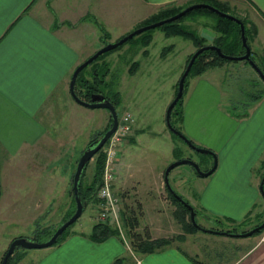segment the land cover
<instances>
[{
    "label": "crops",
    "instance_id": "obj_1",
    "mask_svg": "<svg viewBox=\"0 0 264 264\" xmlns=\"http://www.w3.org/2000/svg\"><path fill=\"white\" fill-rule=\"evenodd\" d=\"M193 1L0 0V152L3 163L11 164L14 169L11 173H21L27 165L34 163L36 155L47 157L52 150L49 134L75 133L80 129V117H86L87 109L93 108L73 99L70 92L72 75L80 63L104 46L105 34L108 42H114L143 25L162 8L187 6ZM223 1L250 13L249 23L257 32L250 40L251 48L262 62L264 0ZM204 36L208 44L215 39L212 34ZM243 61L241 68L246 69L249 62ZM224 67L217 66L194 75L193 84H190L182 103L179 126L194 141L215 151L219 166L225 165L227 173L231 174L233 164L240 161L243 164L242 156L245 163H264V87L261 92L248 91L247 94L254 99L248 111L234 113L224 109L221 106L222 88L214 83V76ZM252 80L253 84H259L255 77ZM109 120L106 119V124ZM192 123L194 134L188 131ZM231 123L235 125L232 130L229 129ZM225 125L226 129H223ZM218 137L222 143L213 144ZM58 155L63 156L60 151ZM227 173L217 178L212 175L211 183L205 185L194 204L191 203L202 211L203 222L198 224L204 228L189 233L193 234L192 241H196L192 244L194 254L180 246L184 240H175L151 253L135 252L121 235L94 241L90 237L93 223L85 229H75L60 244L54 245L41 264H114L120 258L122 264H222L225 254L209 248L214 242L234 246L237 253H232L233 259L228 264H264V235L254 241H238L236 238L248 236L208 231H218L217 228L224 227L225 223H246L248 217L261 220L264 215L259 189L261 180L257 179L261 175ZM159 178L158 175L153 182L145 178L139 181L149 186L147 192L151 195L156 190L161 192L166 185ZM0 188V212L12 211L13 206L18 205L19 186L12 182L11 175H0ZM157 204L161 206L162 203ZM143 207L145 209L144 204ZM14 209L17 212V206ZM215 217L229 218L234 222H219ZM256 226L251 224L243 232Z\"/></svg>",
    "mask_w": 264,
    "mask_h": 264
},
{
    "label": "rangeland",
    "instance_id": "obj_2",
    "mask_svg": "<svg viewBox=\"0 0 264 264\" xmlns=\"http://www.w3.org/2000/svg\"><path fill=\"white\" fill-rule=\"evenodd\" d=\"M221 1L229 5L226 4L228 13L239 18H245L249 26L255 28L252 23H249V12L240 6L237 7V5L234 6L227 1ZM215 18L212 15L194 16V14H191L181 20L180 24L186 30L196 31L204 37L205 44H208V40L204 35L212 34L215 38L218 36V32L213 29ZM146 32L149 34L144 37L140 36ZM146 32L133 37L96 61L100 72L97 79L100 82L99 85L106 82L108 85H104L102 89L113 101H119L116 106L119 118L125 113H131L134 118L132 130L129 136L124 139L120 147V154L117 155L115 170L118 178L114 184V191L121 197L120 209H127L128 207L130 212L127 216L138 219L136 229L140 233L144 236L148 234L151 240L171 239L172 242L177 240V236L184 235L182 239L184 241L180 243V246L194 254L192 244L196 241H192L193 234H189L192 232L185 231L182 224L178 222L175 216V211L178 208L169 197L165 184L161 192L156 190V192H153L154 194L149 195L147 192L149 186L144 181H142L144 183L142 185L139 180L145 178L146 180L149 179L148 182H153L156 176L159 175V181L165 183L164 171L166 168L171 163L184 158H190L197 162L204 171L211 169L217 161V169L208 177L200 176L190 164L179 165L171 171L169 175L171 186L186 200L194 204V200L198 198L204 186L211 183L212 175L217 178L220 175H226L228 170L223 164L219 166L218 154L215 151L216 156L193 149L184 140L175 137L166 123L167 109L176 96L179 80L189 63L191 55L197 50L196 45L191 39L181 35H170V32L162 28V25ZM255 35L253 38H255ZM111 38L115 37L111 36ZM229 49L239 53L237 48H227V50ZM254 57L258 63H262L256 55ZM206 60L208 61L209 58H206ZM262 61H264V58ZM242 62L244 61L227 60L205 70L221 65L225 66L219 69L214 76V83L222 88L221 106L224 109L232 110L234 113L248 111L249 106L254 103V99H251L247 94L248 91L257 93L261 92L264 87V81L257 76L252 66L246 63L247 68H241ZM95 65H89L85 69L84 74L91 81H96L92 75L95 72ZM250 72L254 76L249 74ZM193 77V73L188 76L184 98H186L190 84H193ZM254 77L259 81V84L252 83ZM182 103L177 106L176 113L173 116L175 125L196 146L208 148L194 141L189 133L179 126ZM192 103L194 104V98ZM80 118L82 125L79 126L80 129L77 132H54L49 134L52 138V143L49 141L52 150L48 152L47 157L36 155L33 159L34 163L27 165L18 175L11 173V171H14L11 164L3 163V155L0 152V175H11L12 182L17 183L19 186L20 194L17 195V212L14 209L16 206H13L12 211L0 212V258L8 249L9 244L17 237L23 236L39 242L47 241L63 223L68 213L75 210L73 207L71 176L75 172L77 163L87 146L96 137L105 133L109 124H112V116L107 108L87 109V116H81ZM108 118L110 120L106 124ZM233 128H235V125L231 123L229 129L232 130ZM223 129H226V125ZM188 131L194 134V123L190 125ZM197 134L204 135L201 132H197ZM219 140L218 137L213 144H221L222 140ZM60 145H62L61 148ZM57 150L62 152L63 156L60 157ZM95 160L96 157L87 166L86 182L92 180L95 171ZM244 160L245 158L243 159L242 156L243 164H240L241 161L233 164L231 174H228V172L227 175H261L257 178L261 180L264 176L263 161L259 164L258 162L245 163ZM12 161H15V159ZM1 194L2 189L0 188ZM261 197L264 208V196ZM159 201L162 203L161 206L157 204ZM157 207L159 210H157ZM194 207L197 210L196 221L198 223L203 222L202 211L196 206ZM161 209H164V211L161 212ZM98 213V200L96 199V201L87 204L82 216L67 231L64 238L54 245L60 244L75 229H85L95 221L97 222ZM224 220L222 219L223 223ZM247 220L246 223L244 221L242 224L237 223V225H227L225 223L224 227H220L218 223V227L225 229L229 226L230 228L226 230L234 229L241 233L249 228L251 224L260 225L263 223L264 215L261 220L251 219V217H248ZM261 230L263 231L260 234L236 239L238 241L244 239L254 241L264 235V228ZM123 232L130 243L124 223ZM193 232L196 233L197 231ZM216 236L224 238L221 235ZM228 244L230 243L214 242L209 244V248L218 250L220 254H225L226 258L222 264L230 263L233 259L232 253H237V251H234V246ZM54 245L30 249L18 247L13 257L16 264H41L47 253L52 251Z\"/></svg>",
    "mask_w": 264,
    "mask_h": 264
},
{
    "label": "trees",
    "instance_id": "obj_3",
    "mask_svg": "<svg viewBox=\"0 0 264 264\" xmlns=\"http://www.w3.org/2000/svg\"><path fill=\"white\" fill-rule=\"evenodd\" d=\"M195 3H209L219 9H221L222 11L225 12H229L227 10L228 8V4L227 3H223L221 0H194L193 4ZM228 6H227V5ZM192 5V4H191ZM187 6L184 5H172L166 8H162L157 14L153 15L149 20H147L148 22H145L142 26H145L153 21H160L163 19H167L179 12H181L183 9H185ZM194 14V16L197 15H212L215 16V22L213 24V29L216 30V32H218V36L215 38L213 44L219 46L222 51L228 55H242L246 52L245 47L242 43V38H241V28L240 25L231 19H228L226 17H222L214 12H212L209 9L206 8H197L189 13H187L185 16L181 17L178 20H175L173 22L170 23H165L162 25V28L166 29L168 32H170L171 34H176V35H181L185 38L191 39L194 44L196 45L197 49L201 48L202 46L208 45L205 44V39L203 36L199 35L196 31H189L184 29L181 24L180 21L183 20L186 16ZM246 26V36L248 39V43L251 47V42L250 40L254 37V35L256 34V29L255 28H251L247 22V20L245 18H240ZM254 29V32H253ZM149 33L146 32L144 34H141L140 36H146ZM254 34V35H253ZM105 39H107L108 37L104 36ZM228 46V47H227ZM118 48V47H117ZM227 48H237L238 52L233 51L231 49L227 50ZM115 50V49H113ZM112 51V50H111ZM110 52V51H108ZM102 54L101 56H99L96 60H94L90 65L92 64H96L94 67V71L92 73L93 78L96 81H91L89 80L86 76H85V69L87 67H85L79 74L78 78H77V82H76V90L78 95L81 98H86V99H90V96L92 93H103L105 94L116 106L118 105L119 101H113L106 93L105 91L102 89L104 87V85H108L106 82L102 83L101 85L100 82H98V78L100 76V72H99V66L97 65L98 60H100L106 53ZM192 57V55H191ZM206 58H209V60L207 61ZM252 58L256 61L255 57H254V52L252 51ZM191 59V58H190ZM206 60V62H205ZM228 59H225L223 57H221L216 51L210 49V50H205L202 53L199 54V56L196 58L195 62L193 63V66L188 74V76L190 74L193 73V75H198L203 73L208 67L214 66L218 63L227 61ZM190 61V60H189ZM257 62V61H256ZM258 63V62H257ZM262 69L264 70V61H262V63H258ZM94 66V65H93ZM188 76L185 80V87L187 85V79ZM179 85V83H178ZM178 91V90H177ZM185 92V89H184ZM177 94V92H176ZM184 100V94L182 96V98L180 99V101L177 103V105L175 106V108L173 109L172 112V123L174 125V127L179 130L180 132H182L180 130L179 127H177L175 125V122L173 121V116L176 113L177 110V106L180 105L181 102H183ZM112 121V118H111ZM173 133V132H172ZM173 135L175 137L181 138L180 136L176 135L175 133H173ZM98 137H96L95 139H97ZM94 139V140H95ZM182 139V138H181ZM93 140V141H94ZM183 140V139H182ZM92 141V142H93ZM91 142V143H92ZM176 149V148H175ZM96 157L95 160V171H94V175L92 177V180L90 182H86L85 180V176H86V170L84 172V175L82 177L81 183H80V191H81V196L83 198L84 201L87 202V204H90V202L92 201H96V195H97V190L98 187L100 186V184L102 183V179H103V171H104V166H105V154L103 151V148L94 156ZM87 169V168H86ZM165 172V171H164ZM73 176H74V172L72 174V183H73ZM165 188L168 192L169 197L172 199L173 203L176 205V207L178 208L175 211V216L178 219V222H180L184 228L185 231L187 232H193V231H197L199 228L196 227L191 219L190 216V210L189 208L182 202V199H184L188 204H190L196 213L197 216V210L196 208L190 203L189 200H186L174 187L173 190H171L167 184L165 185ZM72 192H73V186H72ZM73 207L76 210V201H75V196H74V192H73ZM75 210L70 211V213H68L67 217L63 220V222L68 219L69 217H71ZM121 219L125 225V227L127 228V234L128 237L130 239V244L132 246V249L137 252V253H151V252H155L157 250H160L168 245H170L172 243L171 239H157V240H151L150 236L147 235H143L142 233H140L137 229L136 226L138 224V219H134L133 217L127 216L128 212H130V209H121ZM132 212V211H131ZM132 214L134 215V213L132 212ZM217 220L219 222L222 221V219L217 218ZM226 221H232V219L229 218H225ZM234 222V221H232ZM75 223H73L71 226H69L61 235V237L59 238L58 241H61L62 238H64L65 234L67 233V231L74 225ZM200 225V224H199ZM201 226V225H200ZM217 230L220 233H223L224 231L227 232H233L236 233L237 231L234 229L231 230H226L223 228H217ZM263 230H258L257 232H255L254 234H260ZM114 235H120L119 234V230L117 229V227L111 225L109 222H102V221H98L96 223H94L93 227H92V232L90 234V237L92 240L94 241H104L107 238L114 236ZM184 238V235H179L177 236V240H182ZM123 259H117L114 264H122ZM10 264H16V261L14 260V257L12 256L10 259Z\"/></svg>",
    "mask_w": 264,
    "mask_h": 264
},
{
    "label": "water",
    "instance_id": "obj_4",
    "mask_svg": "<svg viewBox=\"0 0 264 264\" xmlns=\"http://www.w3.org/2000/svg\"><path fill=\"white\" fill-rule=\"evenodd\" d=\"M197 8H206V9H209L212 12H214V13L222 16V17H226L228 19L236 21L240 25V28H241L242 43L245 47L246 52L242 55H237V56L236 55H228V54L224 53L222 51V49L215 44H208V45L202 46L201 48L197 49L194 52V54L192 55L184 73L182 74V76L179 80L177 94H176L175 98L173 99V101L170 103V105L167 109V112H166V123H167L169 129L173 133L180 136L193 149H195L201 153H206V154H211V155L216 156L215 152L212 149L196 146L186 135H184L182 132L177 130L172 123V112L184 94L185 80H186V78H187V76H188V74H189V72L193 66V63L195 62V60L199 56V54L205 50L212 49V50L216 51L221 57L228 59V60H234V61L245 60V61L249 62L250 65L258 73L259 77L264 81V70L252 58V48L250 47V45L248 43L247 36H246L245 23L239 17L232 15L228 12L222 11L221 9H219V8L209 4V3H195L192 5H189L188 7L183 9L181 12H179V13H177V14H175V15L167 18V19H163L161 21H158V22H155V23H152V24L142 26V27L135 29L133 32L129 33L128 35H126L125 37H123L122 39H120L117 42H108L104 38V42H105L104 46L101 47L93 55H91L85 61H83L82 63H80L78 65V67L75 69V71L72 75V79H71V83H70V92H71V95L75 101H77L78 103H80L84 106L90 107V108H107L110 111L111 116H112V124H111L110 129H108L98 140H95L94 142L90 143L87 146L86 150L83 152L82 156L80 157V159L77 163V167H76V170H75L74 176H73V192H74L75 201H76V210H75L74 214L71 217H69L68 219H66L56 229V231L52 234V236L45 242H39L37 240L30 239V238L23 237V236L15 238L11 242L8 250L6 251L1 264H8L10 257L13 255V253L17 247H23V248H29V249L30 248H44V247H49V246L56 244L58 242L59 238L61 237V235L63 234V232L69 226H71L73 223H75L82 216V214L84 213V210L87 207V202L83 200V198L81 196V191H80V183H81L82 177H83L84 172H85L88 164L90 163V161L103 148V146L105 145L107 140L110 138V136L117 129L118 124H119V115L117 112L116 105L103 93H92L89 100H85L78 95L77 90H76V82H77V78H78L80 72L85 67L90 65L94 60H96L99 56L104 54L105 52L116 49L117 47L124 44L128 40L132 39L133 37H135L137 35H140L143 32H146L147 30L157 28V27H159L165 23H170V22H173L175 20H178L181 17L185 16L187 13H189V12H191ZM182 164H190L191 166H193L196 169V171L202 177H207V176L213 174L215 172L217 166H218V162L215 161V163L211 167V169L204 171L201 169L200 165L197 162L193 161L190 158L180 159V160H177V161L171 163L166 168V170L164 172L165 183L167 184V186L171 190H173V188H172L170 181H169V175L174 168H176L177 166L182 165ZM259 189H260L262 195L264 196V176L261 179ZM182 202L189 208L190 216H191V219H192L194 225L196 227H198L199 229L204 230V228H202L198 224V222L196 221V213H195L194 208L190 204H188L184 199H182ZM262 228H264V222L261 223L260 225L256 226V227H254L253 229L247 231V232L233 233V232L224 231L223 233L229 234L232 236H237V237H246V236L253 235L255 232H257L258 230H261ZM208 231L219 232V231H214L211 229Z\"/></svg>",
    "mask_w": 264,
    "mask_h": 264
},
{
    "label": "built area",
    "instance_id": "obj_5",
    "mask_svg": "<svg viewBox=\"0 0 264 264\" xmlns=\"http://www.w3.org/2000/svg\"><path fill=\"white\" fill-rule=\"evenodd\" d=\"M134 124V118L131 113H125L119 118V124L115 132L105 143L103 151L105 154V166L103 171L102 183L97 190V200L99 213L98 221L112 223L119 230L120 235L125 242H128L124 232L121 219L120 204L121 197L114 191V183L117 180L115 165L117 164V155L120 154V147L124 139L129 136Z\"/></svg>",
    "mask_w": 264,
    "mask_h": 264
},
{
    "label": "flooded vegetation",
    "instance_id": "obj_6",
    "mask_svg": "<svg viewBox=\"0 0 264 264\" xmlns=\"http://www.w3.org/2000/svg\"><path fill=\"white\" fill-rule=\"evenodd\" d=\"M110 127H111V123L109 124L108 129H110ZM108 129H106V131H107ZM106 131H105V132H106ZM103 134H104V133H103ZM103 134H102V135H103ZM102 135H100V136H99L97 139H95V140H98ZM95 140H94V141H95ZM94 141H93V142H94ZM10 244H11V243H10ZM10 244H9V246H10ZM8 248H9V247H8ZM17 248H18V247H17ZM17 248H16V249H17ZM16 249H15V250H16ZM7 250H8V249H7ZM7 250H6V251H7ZM6 251H5V253H6ZM14 252H15V251H14ZM5 253H4V255H5ZM4 255H3L2 258L0 259V264H1L2 260H3ZM13 255H14V253H13ZM13 255H12V256H13ZM12 256H11V257H12ZM11 257H10V259H11ZM8 264H10V260L8 261Z\"/></svg>",
    "mask_w": 264,
    "mask_h": 264
}]
</instances>
